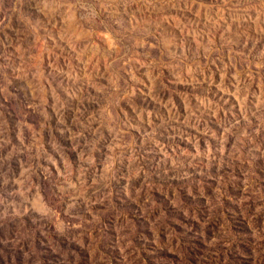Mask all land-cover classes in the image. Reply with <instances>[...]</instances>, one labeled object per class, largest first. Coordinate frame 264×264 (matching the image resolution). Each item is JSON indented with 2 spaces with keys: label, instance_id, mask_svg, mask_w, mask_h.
Returning a JSON list of instances; mask_svg holds the SVG:
<instances>
[{
  "label": "rangeland",
  "instance_id": "374dc122",
  "mask_svg": "<svg viewBox=\"0 0 264 264\" xmlns=\"http://www.w3.org/2000/svg\"><path fill=\"white\" fill-rule=\"evenodd\" d=\"M0 264H264V0H0Z\"/></svg>",
  "mask_w": 264,
  "mask_h": 264
}]
</instances>
